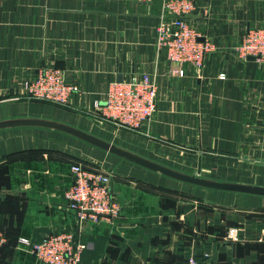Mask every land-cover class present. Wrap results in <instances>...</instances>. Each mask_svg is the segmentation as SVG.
I'll return each instance as SVG.
<instances>
[{
  "label": "crops",
  "instance_id": "crops-1",
  "mask_svg": "<svg viewBox=\"0 0 264 264\" xmlns=\"http://www.w3.org/2000/svg\"><path fill=\"white\" fill-rule=\"evenodd\" d=\"M195 1L190 18L215 49L202 71L185 66L180 75L156 48L162 0H0V264H45L19 238L57 232L87 244L79 264H183L189 256L264 264V195L123 168L124 157L71 132L9 124L50 121L113 144L136 140L134 151L151 148L156 160L185 151L184 172L264 187V63L235 50L249 29L264 27V0ZM43 65L78 84L69 103L20 95L22 81ZM145 72L159 83L153 118L136 131L108 123L96 103L112 82ZM77 162L119 166L118 217L81 222L68 205Z\"/></svg>",
  "mask_w": 264,
  "mask_h": 264
},
{
  "label": "built area",
  "instance_id": "built-area-1",
  "mask_svg": "<svg viewBox=\"0 0 264 264\" xmlns=\"http://www.w3.org/2000/svg\"><path fill=\"white\" fill-rule=\"evenodd\" d=\"M149 2L152 0H139ZM195 0H162L157 25L156 48L164 52L178 73L184 75L185 66L202 71L215 43L195 24L190 15L196 11ZM204 38V39H200ZM239 57H256L264 63V27L249 29L235 47ZM221 78H225L222 73ZM78 84L69 82L63 69L43 65L31 79L23 80L20 95L29 99L50 100L67 104L79 92ZM159 83L155 75L145 72L130 79L110 84L104 102H97L106 121L127 130H140L157 111ZM73 182L66 191L68 205L77 211L81 222H99L103 218L118 217L121 204L112 188L114 171L90 168L81 162L72 164ZM6 242L0 231V246ZM19 245L31 250L45 264H79L87 244L77 239L75 232H57L34 241L20 237ZM183 264H200L189 256Z\"/></svg>",
  "mask_w": 264,
  "mask_h": 264
},
{
  "label": "water",
  "instance_id": "water-1",
  "mask_svg": "<svg viewBox=\"0 0 264 264\" xmlns=\"http://www.w3.org/2000/svg\"><path fill=\"white\" fill-rule=\"evenodd\" d=\"M204 39V38H200ZM248 59L256 60V57L253 55L248 56ZM118 81H122L120 78ZM44 124V125H49V126H54L60 129H63L65 131L71 132L97 146H100L106 150H109L115 154H118L126 159H130L141 166L150 168L152 170L158 171L162 174L172 176L175 178H178L180 180L194 183V184H199L202 186H206L209 188H214V189H222V190H231V191H241V192H247V193H254V194H262L264 195V187L261 186H254V185H248V184H241V183H234V182H226V181H220V180H215L211 178H205L201 177L196 174H188L176 169H173L171 167L165 166L163 164L154 162L150 159L138 156L133 154L131 151L120 147L118 145H115L107 140H104L100 137L94 136L90 133H87L83 130L76 129L74 127L68 126V125H63V124H58L50 121H41V120H25V121H12L9 122V124Z\"/></svg>",
  "mask_w": 264,
  "mask_h": 264
},
{
  "label": "rangeland",
  "instance_id": "rangeland-1",
  "mask_svg": "<svg viewBox=\"0 0 264 264\" xmlns=\"http://www.w3.org/2000/svg\"><path fill=\"white\" fill-rule=\"evenodd\" d=\"M100 115L102 116V112L101 111H100ZM115 145H118L120 147H123V148L129 150V151H131L135 155H138V156H141V157L150 159V160H152L154 162L163 164L165 166L171 167L173 169H176V170H179V171H182V172H184L183 171V168L186 166V163H187L186 162V158H187L186 156H187V154H186L185 151L184 152H176V153L175 152H172V153H168V152L166 153L165 152L166 156H171V159L170 160H167V161L166 160L163 161V160H158V159L156 160V159H154V157H155V155H154L155 151L153 149H151V148H148V147L147 148L146 147L144 148L143 147L144 148L143 149L144 151L141 150L142 151L141 153L140 152H137V151H134V150H138L136 148V146L139 145V144H137L136 140H133L132 142L123 141L122 140L121 143H118V144H115ZM159 153H164V152L159 151ZM120 160H122V162H124L125 164H127L123 168H128L130 166L136 167V168L144 167V166H141L140 164H138V163H136V162H134V161H132L130 159L121 158ZM113 167H114V169H112ZM116 167L117 166L107 167V169L112 170V171H116V170H118V169H116ZM117 168H119V166ZM185 173H187V172H185ZM188 174H192V173H188ZM201 177H203V176H201Z\"/></svg>",
  "mask_w": 264,
  "mask_h": 264
},
{
  "label": "clouds",
  "instance_id": "clouds-1",
  "mask_svg": "<svg viewBox=\"0 0 264 264\" xmlns=\"http://www.w3.org/2000/svg\"><path fill=\"white\" fill-rule=\"evenodd\" d=\"M235 229H230V236H232L233 239H235Z\"/></svg>",
  "mask_w": 264,
  "mask_h": 264
}]
</instances>
